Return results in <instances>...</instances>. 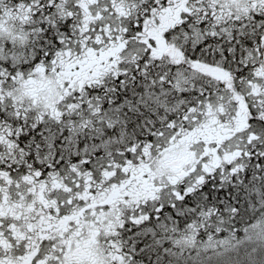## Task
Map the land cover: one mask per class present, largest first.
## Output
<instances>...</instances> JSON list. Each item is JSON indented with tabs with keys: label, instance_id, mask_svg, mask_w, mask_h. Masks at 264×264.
<instances>
[{
	"label": "snow or ice",
	"instance_id": "6c2138e0",
	"mask_svg": "<svg viewBox=\"0 0 264 264\" xmlns=\"http://www.w3.org/2000/svg\"><path fill=\"white\" fill-rule=\"evenodd\" d=\"M0 264H264V0H0Z\"/></svg>",
	"mask_w": 264,
	"mask_h": 264
}]
</instances>
